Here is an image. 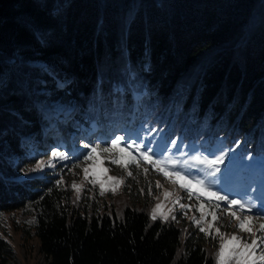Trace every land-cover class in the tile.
<instances>
[{
  "label": "trees",
  "instance_id": "16d2710c",
  "mask_svg": "<svg viewBox=\"0 0 264 264\" xmlns=\"http://www.w3.org/2000/svg\"><path fill=\"white\" fill-rule=\"evenodd\" d=\"M42 89L71 112L42 113ZM119 129L239 146L264 165V0H0V215L26 207L50 264H217L192 242L178 254L179 228L144 207L87 205L56 177L20 175ZM12 254L0 237V264Z\"/></svg>",
  "mask_w": 264,
  "mask_h": 264
},
{
  "label": "rangeland",
  "instance_id": "374dc122",
  "mask_svg": "<svg viewBox=\"0 0 264 264\" xmlns=\"http://www.w3.org/2000/svg\"><path fill=\"white\" fill-rule=\"evenodd\" d=\"M35 63L43 67L37 59ZM48 91L53 93L51 94L52 102L47 103L40 101L37 103V108L48 117L54 116L56 112L68 115L72 109L71 101L66 99V96L62 92H55L52 91V89H42L39 90L38 93H45ZM134 99L138 102L140 99L138 93H136ZM54 127L57 128L58 133L63 139V143H61L60 146L63 147L65 144H71L68 131L60 125ZM117 135L124 136L130 141L134 140L131 134H126L124 130L119 129L116 134L112 132L107 133L106 138L102 141H95L94 137H90L88 140L76 142L73 144V149H82L84 153H86L97 143L101 144L102 148L110 146L111 139ZM140 140H142L145 145H150L152 147L155 156H171V158L179 161L182 166L185 160H188L191 165L193 162L190 158L193 155L206 156L211 159L214 155H220L221 152L227 153L224 162L219 166L220 170L215 176H207L205 173L211 170L206 169L203 165L197 166L200 169H204L198 178L203 179L205 183L210 186L212 191H220L222 195H227L230 199H239L245 204L251 205L253 211L252 213H248L249 215L264 216V165L260 160L250 161L248 157L241 159L239 157V146L228 147L224 144H209L206 139L192 143L182 139L180 136L174 138L173 141H175V145H173V141L166 144L163 140L162 133L148 134L147 136L142 133ZM85 144L89 145V148H85ZM120 147H124L123 142H121ZM53 151L63 152L59 150H49L45 154H40L33 162L21 166V177L35 175L56 177L57 181H63L61 183L62 185L64 184L70 187L71 196L74 201L82 200L85 201L87 205L95 204L99 208H103L104 206H109L110 208L116 206V208H120L125 205L139 209L144 207L151 218L155 210L156 219L164 221V217L167 216V221L173 222L181 231V244L177 248L178 254L184 251V245L188 241L208 249L215 255L217 262L220 241L218 238H213V236H215V227H219L221 233L238 235L248 239L247 233H241L237 230L238 221L230 217L224 211L226 205L222 202L218 210V215L220 217L219 222L213 228L212 235L205 236V234L200 232L199 228L193 223V218H200V213L196 211L200 203H205L206 207L211 210L215 207L216 202L212 198L206 199L204 197H201V200L198 202L195 196L189 200L185 192L180 190L178 186L171 184L147 162L142 161L138 169L134 164H129V171L133 173V176L129 177L127 172L122 171L119 166L110 163L111 159L121 155L116 149L112 152H103L101 149H97L95 154L96 164L94 167L92 160L81 162L83 160V155L80 158H76L68 154L67 160L57 161L51 156ZM128 151H131L132 155L136 156L137 159L140 158L139 153L135 151V144L133 148ZM30 153L29 151L23 155H30ZM15 157L16 153L11 159ZM50 159H52V162L55 164L54 168L47 167V162ZM40 161H44L45 164L42 165L40 169L32 171ZM74 164H79V167H73ZM84 167H89L90 169L88 180H97L95 185L85 181L82 171ZM105 168L108 169L106 173L104 172ZM145 168L148 169L146 174L144 172ZM69 169H71V171ZM109 176H115L123 180V183L119 186L115 195L107 190L109 188V182L107 180ZM73 181L81 188L79 193L71 187ZM157 181L161 185L160 188L156 187ZM100 182L105 183L106 191L104 195L100 194ZM150 186L152 188L151 195L148 194ZM141 190H143V192ZM165 191L173 194L167 200L163 195ZM177 197H184L181 203L191 207V211H187L186 215L183 214V212L186 211L185 209L173 206V201ZM208 200H212V203L209 204ZM157 204L162 205V207L156 209ZM170 209L171 211H169ZM235 210L237 216L242 215L238 209ZM27 212V208L25 207L14 213H4L0 215V237L9 244L13 251V257L7 264H48L45 256L40 253L38 240L34 237H30L29 234L26 233L28 230L27 228H29L31 224V219L30 216L27 215ZM172 216H175L176 219L173 220ZM207 219L211 222V217ZM262 223H264V219L253 220V224L255 225L253 232L256 235L252 238H258L261 235L259 232V225ZM201 226H206L204 221H201ZM30 233L32 235V231ZM248 242H251L250 239H248ZM259 254L260 252L258 250L257 255Z\"/></svg>",
  "mask_w": 264,
  "mask_h": 264
},
{
  "label": "snow or ice",
  "instance_id": "6c2138e0",
  "mask_svg": "<svg viewBox=\"0 0 264 264\" xmlns=\"http://www.w3.org/2000/svg\"><path fill=\"white\" fill-rule=\"evenodd\" d=\"M121 142L124 143L123 148L120 147ZM172 143L175 145V141ZM134 144L135 151L139 153V159H137L136 156H133L131 151H128L129 149L133 148ZM84 147L89 148V145L85 144ZM97 149H101L103 152H112L114 149L118 150L121 155L117 158L111 159L110 163L112 165L119 166L122 171L127 172L129 177L133 176L132 171H129V164H134L138 169L141 166V162L144 161L150 164L155 171L161 174L171 184L178 186L180 190L185 192L189 200H191L193 196H195L198 202L201 200V197L206 199L212 198L216 202L215 207L209 210L205 203H200L199 207L196 209V211L200 213V218H193V223L199 228L200 232L205 234V236L212 235V230L220 219L218 215L219 205L221 202L224 203L226 205L224 211L230 217L238 221L237 230L241 233H247L248 239H250L251 242H248V239L238 235H227L221 233L219 227H215V236H213V238H218L220 241L217 255V264H264V223L259 225V232L261 235L258 238H252L256 235L253 232V228L255 227L253 220L264 219V216L249 215L248 213H252L253 211L251 205L245 204L239 199H230L227 195H222L220 191H212L210 186L206 184L203 179L198 178L204 169H200L197 166L203 165L206 169H210L211 171L205 173L207 176H215L220 170L219 166L224 162L227 153L221 152L220 155H214L211 159L206 156L193 155L190 158L193 163L190 165L189 161L185 160L182 166L179 161L171 158V156H155L152 147L150 145H145L142 140L130 141L124 136L117 135L111 139L110 146L102 148L101 144L99 143H97L95 146H92L88 152L82 154L83 160L81 162L83 163L92 160L94 167L96 164L95 154ZM51 156L57 161L68 159L67 154L58 151H53ZM44 164V161H40L36 165V168L32 169V171L40 169ZM47 167H55L52 159L47 162ZM73 167H79V164H74ZM69 170L71 171V169ZM82 171L84 173L85 181L93 185L97 183V180L95 179L88 180L90 171L89 167H84ZM107 171L108 169L105 168L104 172L106 173ZM147 171L148 169L145 168V174ZM107 180L109 182V188L107 190L111 191L112 194L115 195L119 186L123 183V180L115 176H109ZM62 182V180L57 181L58 184ZM71 187L77 193L81 191V188L76 184L75 181H73ZM156 187H161L158 181L156 183ZM105 191V183L100 182V194L104 195ZM141 191L143 192V190ZM148 194H152L151 186L148 189ZM163 195L167 200L173 194L171 192L165 191ZM182 199H184V197H177L173 201V206H178L181 209H185L186 211H184L183 214L186 215L187 211H191V207L181 203ZM208 203H212V200H208ZM161 207L162 205L160 204L156 205V209ZM235 209H238L242 215L237 216ZM169 211H171V209ZM208 217H211V222L208 221ZM152 219H156L155 210ZM164 219L167 220L168 217L165 216ZM172 219L175 220L176 217L172 216ZM201 221H204L206 226H201ZM258 250L260 252L259 255H257Z\"/></svg>",
  "mask_w": 264,
  "mask_h": 264
},
{
  "label": "water",
  "instance_id": "95a60500",
  "mask_svg": "<svg viewBox=\"0 0 264 264\" xmlns=\"http://www.w3.org/2000/svg\"><path fill=\"white\" fill-rule=\"evenodd\" d=\"M48 264H50V262H48Z\"/></svg>",
  "mask_w": 264,
  "mask_h": 264
}]
</instances>
